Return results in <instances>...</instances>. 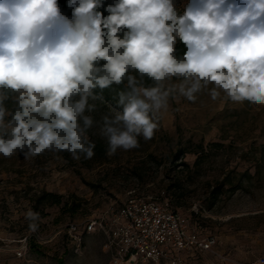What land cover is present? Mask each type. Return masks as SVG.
Returning a JSON list of instances; mask_svg holds the SVG:
<instances>
[{"label": "clouds", "instance_id": "1", "mask_svg": "<svg viewBox=\"0 0 264 264\" xmlns=\"http://www.w3.org/2000/svg\"><path fill=\"white\" fill-rule=\"evenodd\" d=\"M68 7L71 18L58 0H0V155L52 150L92 158L94 119L85 113L97 105L89 101L125 81L115 115L102 117L109 156L138 147L140 135L150 140L153 117L175 92L195 101L212 85L213 100L222 91L264 105V0H188L182 13L175 0L106 7L68 0ZM178 40L187 49L182 57ZM144 77L154 85L144 86ZM173 77L183 80L165 87ZM26 219L35 231L39 215L28 211Z\"/></svg>", "mask_w": 264, "mask_h": 264}, {"label": "rangeland", "instance_id": "2", "mask_svg": "<svg viewBox=\"0 0 264 264\" xmlns=\"http://www.w3.org/2000/svg\"><path fill=\"white\" fill-rule=\"evenodd\" d=\"M187 2L175 0L178 11ZM182 80L173 77L165 87ZM212 87L195 101L170 95L167 108L153 117V137L140 135L138 147L112 156L101 134L102 117L118 109L104 99L90 100L96 110L85 114L94 119L89 140L105 152L90 159L52 150L35 157L0 155V264H109L100 232L83 233L78 243L66 228L75 223L82 232L85 220L101 217L131 194L160 197L190 229L215 238L212 251L182 252L185 264H262L264 105L232 101L222 91L213 100ZM228 172L235 182L245 176L234 191L220 185ZM28 211L39 215L35 231Z\"/></svg>", "mask_w": 264, "mask_h": 264}, {"label": "built area", "instance_id": "3", "mask_svg": "<svg viewBox=\"0 0 264 264\" xmlns=\"http://www.w3.org/2000/svg\"><path fill=\"white\" fill-rule=\"evenodd\" d=\"M66 231L78 243L83 233L100 232L109 264H185L182 252L212 251L215 244L213 236L190 229L186 218L158 196L131 194L122 204L108 206L101 217L85 220L82 232L75 223ZM262 262L264 257L258 259Z\"/></svg>", "mask_w": 264, "mask_h": 264}, {"label": "trees", "instance_id": "4", "mask_svg": "<svg viewBox=\"0 0 264 264\" xmlns=\"http://www.w3.org/2000/svg\"><path fill=\"white\" fill-rule=\"evenodd\" d=\"M112 3H114V0H104L105 7L108 4H112ZM58 4L60 5V7L62 9V13L64 15L68 16L69 18H71L72 9L68 7V0H58ZM100 11L103 12V14L105 16L108 15V13L106 11H104L103 8H101ZM176 49H177V51H176L177 57H182L183 54L187 51L186 46L182 42H180L179 40L177 41ZM153 85H154V81H151L147 77H144V86L150 87V86H153ZM125 87H126V81H125V84L113 85L109 89H104L103 90V99L110 101L111 103H113L114 106H116V103H117V99L116 98L118 96V92H120L121 90H124ZM96 91L99 92L100 90L97 89ZM9 106L11 107L12 105L9 104ZM97 152H105V148L102 145H100V143L95 142L94 153H97ZM178 157H179V153L175 155L174 160H177ZM229 173H231V172H228L227 174H225L224 181L221 182L220 185H221V187H223V185L225 183H228L229 187H230L229 189L231 191H234L238 187H241L242 181L244 180L245 176L244 175L241 176L235 182L232 178H230V174ZM211 193H213V195H216V190H212ZM49 195L52 196V194H49Z\"/></svg>", "mask_w": 264, "mask_h": 264}]
</instances>
